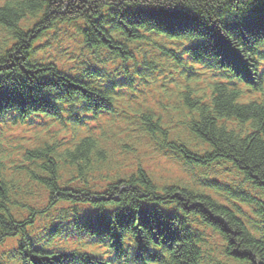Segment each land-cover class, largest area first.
Masks as SVG:
<instances>
[{
	"label": "trees",
	"instance_id": "obj_1",
	"mask_svg": "<svg viewBox=\"0 0 264 264\" xmlns=\"http://www.w3.org/2000/svg\"><path fill=\"white\" fill-rule=\"evenodd\" d=\"M77 20L85 24L82 35L91 55L85 75L104 69L114 95L82 75L70 79L51 65L30 66L43 31ZM263 47L264 0H7L0 6V125L9 117L61 119L65 105L79 102L87 107L82 113L112 115L108 130L122 128L128 117L139 121L129 138L139 145L133 148L159 145L156 134L165 138L177 127L164 126L152 105L137 101V87L159 82L176 97L169 108L184 107L190 119L177 142L163 139L167 147L188 169L204 170L199 177L206 186L224 183L220 176L230 178V185L213 195L178 183L160 187L149 172L131 171L128 161L107 149V130L76 139L62 153L55 142L30 153V161L41 162L40 171L30 174L49 193L47 209L38 216L69 204L67 231L109 245L118 259L130 258L132 264H264ZM211 60L235 67L242 78L253 72L256 85H248L253 97L214 77L204 78L203 85L201 78L194 80L197 72L186 66L212 68ZM98 177L108 180L103 190L96 189ZM0 184V244L20 237L17 264H109L38 246L27 231L33 215L21 223L12 214L17 205L31 212L32 207ZM218 197L230 201L235 212ZM254 201L261 202L256 212L261 226L236 214ZM85 206L92 211H82ZM61 225L49 238L65 230ZM208 230L223 242L206 244ZM126 238L134 250H124Z\"/></svg>",
	"mask_w": 264,
	"mask_h": 264
},
{
	"label": "rangeland",
	"instance_id": "obj_2",
	"mask_svg": "<svg viewBox=\"0 0 264 264\" xmlns=\"http://www.w3.org/2000/svg\"><path fill=\"white\" fill-rule=\"evenodd\" d=\"M4 0H0V4L3 2ZM153 89H156L155 86H152ZM167 92V93H166ZM151 96L149 98V103H152V108L153 110L156 111L157 114H159L161 121L163 123L164 126H171L173 124H177V122L180 123L179 120V114L174 113L173 112V107L170 109L168 106V104H160V100H165L166 98L169 97V91L164 90L160 87H158L157 91L150 93ZM108 117V115H103ZM176 118V119H175ZM67 127H74V128H78L77 126H75V124L73 123H67ZM169 128V127H168ZM21 131L19 130L18 133L22 134L26 140H28V142H32L35 139V136L38 134H42V132L40 130H34V129H25ZM84 131L86 132L85 134H87L88 132H95L97 131V127L94 125L92 120H88L87 121V127L84 128ZM172 132L169 133L168 137H165L163 139L169 138L172 142H177V137L179 134L182 133V130L179 129H172ZM119 125H114L109 131H108V135L110 138L113 139H120L119 136ZM156 138H162L161 136H159V134H156ZM168 139V140H169ZM10 142L15 143L16 140L15 138H12L10 140ZM147 142V141H146ZM23 144V142H18L17 146L18 151L16 152H23V149L25 148V145H23L22 148H19V146ZM124 146H131V149L133 151H137V154L135 157L140 156L141 157V163H142V167L145 168L147 170V172L150 173L152 180H154L157 184L161 185V186H166V185H170V184H174V183H179V182H185L187 181V174L186 172L179 166L173 164L169 159L166 158L165 153H161L160 151L164 150L163 147H161V145H155V146H147L144 147L143 149L141 148H133L134 146H139L137 144L134 143V141H129L127 140L125 143H123ZM65 147H67V144L64 145ZM151 148V149H150ZM15 150V149H14ZM126 150H121L119 147H116V154L120 156L121 160L124 161H128L129 166H131L134 161H132L131 159L133 158V155L135 154L133 151L130 152L128 157H125L122 155V153H124V151ZM130 151V150H129ZM171 154H169L170 156ZM17 153L12 157V159H16L17 158ZM11 162L20 164V162H15V160H12ZM13 165V164H12ZM14 169V167L12 166V168H8L6 169V172H11ZM8 180L11 181H15L17 179V175L14 174V177H12V175H7ZM22 180L24 183L27 184L26 179L24 178V176L22 177ZM21 184H16V187L20 186ZM105 184H102L100 187L105 188Z\"/></svg>",
	"mask_w": 264,
	"mask_h": 264
},
{
	"label": "bare ground",
	"instance_id": "obj_3",
	"mask_svg": "<svg viewBox=\"0 0 264 264\" xmlns=\"http://www.w3.org/2000/svg\"><path fill=\"white\" fill-rule=\"evenodd\" d=\"M255 97L257 98V96H255ZM183 116L188 118V116L186 114H183Z\"/></svg>",
	"mask_w": 264,
	"mask_h": 264
}]
</instances>
